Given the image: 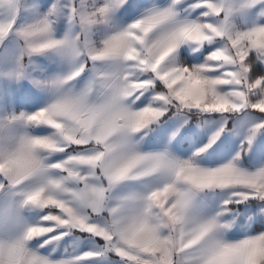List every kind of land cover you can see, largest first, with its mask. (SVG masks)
Wrapping results in <instances>:
<instances>
[{
    "label": "snow or ice",
    "instance_id": "1",
    "mask_svg": "<svg viewBox=\"0 0 264 264\" xmlns=\"http://www.w3.org/2000/svg\"><path fill=\"white\" fill-rule=\"evenodd\" d=\"M0 264H264V0H0Z\"/></svg>",
    "mask_w": 264,
    "mask_h": 264
}]
</instances>
